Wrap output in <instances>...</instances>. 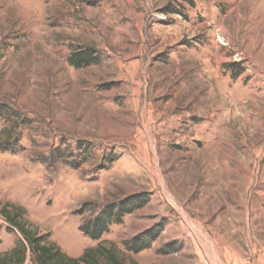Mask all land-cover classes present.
Segmentation results:
<instances>
[{"label": "rangeland", "instance_id": "1", "mask_svg": "<svg viewBox=\"0 0 264 264\" xmlns=\"http://www.w3.org/2000/svg\"><path fill=\"white\" fill-rule=\"evenodd\" d=\"M134 196L100 240L79 231ZM7 204L70 257L264 264V0H0ZM20 239L0 213V254Z\"/></svg>", "mask_w": 264, "mask_h": 264}, {"label": "trees", "instance_id": "2", "mask_svg": "<svg viewBox=\"0 0 264 264\" xmlns=\"http://www.w3.org/2000/svg\"><path fill=\"white\" fill-rule=\"evenodd\" d=\"M93 50L87 48L77 54H73L69 63L75 67L89 66L95 63ZM12 132H8L11 136ZM140 196H134L123 201L109 203L99 211H93L94 215L79 225V231L91 240H100L108 232L111 225L122 223L123 218L136 209L141 208L146 200H140ZM11 208V210H10ZM24 210H14L12 204H7L1 209V215L5 221L22 236L16 245L0 254V264H25L27 254L32 255L34 264H125L121 250L114 244H98L95 247L86 248L79 257H70L54 242L46 236L36 235L28 229V220L21 219ZM148 236V231L141 236ZM140 237V236H139ZM137 237L126 244V249L138 253L149 247V242L154 236L147 238L146 242Z\"/></svg>", "mask_w": 264, "mask_h": 264}]
</instances>
